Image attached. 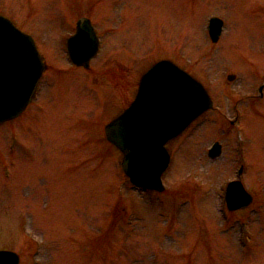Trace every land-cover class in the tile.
Returning <instances> with one entry per match:
<instances>
[{
    "label": "rangeland",
    "instance_id": "obj_1",
    "mask_svg": "<svg viewBox=\"0 0 264 264\" xmlns=\"http://www.w3.org/2000/svg\"><path fill=\"white\" fill-rule=\"evenodd\" d=\"M0 13L48 64L33 103L0 124V249L20 264H264V0H0ZM81 15L102 43L87 71L69 69L65 50ZM160 57L214 106L167 144L156 192L129 182L103 127ZM241 164L254 201L232 212L225 186Z\"/></svg>",
    "mask_w": 264,
    "mask_h": 264
},
{
    "label": "water",
    "instance_id": "obj_2",
    "mask_svg": "<svg viewBox=\"0 0 264 264\" xmlns=\"http://www.w3.org/2000/svg\"><path fill=\"white\" fill-rule=\"evenodd\" d=\"M221 25L219 18L211 19L209 29L214 41ZM68 45L73 60L88 66L97 50L89 19L78 20L76 34L68 39ZM43 68L33 38L0 15V122L24 109ZM211 106L202 84L172 62L163 60L151 67L140 81L134 102L105 127L106 137L124 153L122 168L131 182L163 190L161 175L169 163L165 142ZM209 152L219 154L220 144L214 143ZM251 199L240 181L228 184L226 201L230 209L244 207ZM0 264H19V256L0 250Z\"/></svg>",
    "mask_w": 264,
    "mask_h": 264
}]
</instances>
